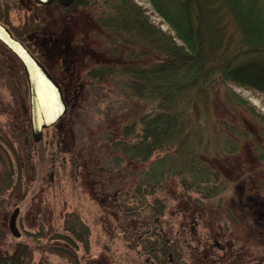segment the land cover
Masks as SVG:
<instances>
[{"label": "rangeland", "instance_id": "rangeland-1", "mask_svg": "<svg viewBox=\"0 0 264 264\" xmlns=\"http://www.w3.org/2000/svg\"><path fill=\"white\" fill-rule=\"evenodd\" d=\"M127 1L149 23L183 45L169 19L157 9L169 12L178 6L179 11L183 0ZM79 2L70 19L72 13L57 3L44 6L34 0H0V21L24 41L60 84L77 76L85 82L76 104L70 108L68 104L66 113L35 142L22 64L0 41V254L24 252L21 264H264V220L263 226L248 229V223L253 224L251 217L234 205L240 184L225 182L220 193L203 198L194 188L182 186L179 175H165L157 185L141 184L156 156L143 164L132 160L138 164L135 169L126 167L131 156H120V139L136 143L143 129L137 113H154L156 103L151 96H132L136 74L111 73L98 82L91 70L106 59L97 54L104 46L115 47L119 57L121 42L133 50L139 43L151 44L119 24V0ZM211 13L204 17L207 41L216 43L222 35H233L231 20L214 26L211 20L220 19L214 15L210 20ZM88 17L93 18V28L103 32L100 37L91 35L95 44L91 47L82 41L74 43L95 52L94 57L84 59L89 68L80 69V57L76 63L71 61L70 48L64 50V44L72 36L81 37ZM46 31L58 36L54 47L45 42ZM119 37H126V43ZM218 85L221 91L230 90L244 100L247 121L234 125L217 118L226 109L211 96L210 112L200 116L198 150L237 158L232 173L245 174L263 191L264 90L232 79ZM185 108L192 111L190 103ZM231 108L240 112L238 105ZM134 111L136 115L129 117ZM192 117V112L187 113L186 120ZM119 121L124 135L119 133ZM227 123L234 125L231 135L221 132ZM232 143H236L233 151ZM15 207L19 208V236L12 234L8 224ZM54 231L71 234L79 247L50 239ZM155 246L163 248V254Z\"/></svg>", "mask_w": 264, "mask_h": 264}, {"label": "trees", "instance_id": "trees-1", "mask_svg": "<svg viewBox=\"0 0 264 264\" xmlns=\"http://www.w3.org/2000/svg\"><path fill=\"white\" fill-rule=\"evenodd\" d=\"M183 1V6L179 5L182 7L179 11L176 10L178 6L169 10L170 13L157 7L169 19L175 30V36L182 40L183 45H180L175 41L174 35L166 34L149 23L141 10H136L127 0H119V24L131 28L135 34L146 38V42L151 45L148 47L139 43V47L133 50L123 46L120 41L122 46L119 47V57L116 55L115 47L104 46L101 49L102 53L97 54H102L106 59L97 62V67L91 72L97 76L98 82L104 81L105 77L111 73L119 72V76L136 74L137 79L132 82L136 91L132 96L139 98L151 96L150 98L156 103L154 113L151 111L139 114L134 111L129 116L137 113L138 120L143 126L142 135L136 143L123 141L119 137L122 142L120 156H131L126 167L135 169L138 164L132 160L136 159L135 162L143 164L151 156H156L147 167L144 182L141 181V184L157 185L162 182L165 175L168 177L179 175L182 186L194 188L202 195L201 197L210 198L220 193L219 189L223 187V183L228 181L238 183L240 190L236 193L234 205L237 210L244 211L251 217L253 224L248 223V229H257L263 226L264 187L262 191L261 186H257L254 180H248L247 176L241 172L236 175L232 173L235 171L234 163L239 162L237 158L229 156V153L218 156L201 152L197 144H201L200 116L202 113L210 112L207 107L210 103L212 104L211 96L226 109L217 118L225 122L228 120L233 124L247 121L245 115L248 110L242 108L245 106L244 100L230 90L221 91L218 84L225 79H232L264 90V0ZM79 4L77 0L74 4L68 7L61 6V8L70 11L72 16L69 18L72 19ZM209 11L213 12L208 16L210 20L214 15L220 19V21L211 20L210 23L214 26L218 23L224 26V21L231 20L233 35L231 33L226 36L224 33L225 36L217 38L216 43L213 40L207 41L203 31L206 26L204 17H207ZM92 19L88 17L87 24H84L86 30L83 32L81 30L80 38L72 36L69 41L63 43L66 46L64 50L70 48L68 57L71 61L76 63L80 57V69L89 68L84 59L95 53L90 48V44H94V37L91 38V35L100 37L99 33L103 32L100 28H93L95 26H92ZM70 22L71 20L67 21V23ZM45 33L47 35L45 42H51L54 47L58 43L56 38L58 36L52 31ZM119 38L124 42L126 37ZM81 41L90 47L79 48L80 46L74 44ZM65 55L61 53L62 58ZM78 73L80 74V71ZM77 77L67 78L65 84L61 83L69 108L80 99L78 98L80 97L78 96L79 88H82L85 83L81 77L80 79ZM190 89L192 91L189 93ZM185 91H187L186 94H184ZM232 100L235 105H231ZM189 103L192 111H186L185 105L188 109ZM237 105L240 112L235 113L231 106ZM186 112L189 115L192 112L193 117L186 120ZM256 117L258 121L263 119ZM120 123L119 121V133L124 135ZM233 124L227 123L221 132L231 135L230 129L235 125ZM217 135H219L218 132ZM235 146L236 143L230 150L233 151ZM255 165L253 163L252 166L256 168ZM255 223H257L256 227H254ZM65 228L73 231V228L68 225ZM155 248L163 254V248L156 246ZM22 257L24 252L22 254L13 252L11 255L0 254V264H21Z\"/></svg>", "mask_w": 264, "mask_h": 264}, {"label": "water", "instance_id": "water-1", "mask_svg": "<svg viewBox=\"0 0 264 264\" xmlns=\"http://www.w3.org/2000/svg\"><path fill=\"white\" fill-rule=\"evenodd\" d=\"M37 3L48 5L57 2L69 6L74 0H34ZM0 41L21 62L28 85L29 123L33 141L41 139L43 130L56 123L67 111L62 86L22 40L16 37L9 27L0 21ZM19 208L15 207L9 218V228L12 234L19 236L16 217ZM50 239H60L74 248L79 245L73 236L67 232L54 231Z\"/></svg>", "mask_w": 264, "mask_h": 264}, {"label": "bare ground", "instance_id": "bare-ground-1", "mask_svg": "<svg viewBox=\"0 0 264 264\" xmlns=\"http://www.w3.org/2000/svg\"><path fill=\"white\" fill-rule=\"evenodd\" d=\"M40 4V3H39ZM10 29V28H9ZM11 30V29H10ZM12 31V30H11ZM25 44V43H24ZM26 45V44H25ZM27 46V45H26ZM28 47V46H27ZM29 48V47H28ZM30 49V48H29ZM32 52V51H31ZM33 53V52H32ZM34 54V53H33ZM35 55V54H34ZM36 56V55H35ZM37 57V56H36ZM38 58V57H37ZM39 59V58H38ZM40 60V59H39ZM42 62V61H41ZM46 66V65H45ZM49 69V68H48ZM50 71V70H49ZM56 78V77H55ZM60 83V82H59Z\"/></svg>", "mask_w": 264, "mask_h": 264}, {"label": "flooded vegetation", "instance_id": "flooded-vegetation-1", "mask_svg": "<svg viewBox=\"0 0 264 264\" xmlns=\"http://www.w3.org/2000/svg\"><path fill=\"white\" fill-rule=\"evenodd\" d=\"M73 3V2H72ZM60 5V4H59Z\"/></svg>", "mask_w": 264, "mask_h": 264}]
</instances>
